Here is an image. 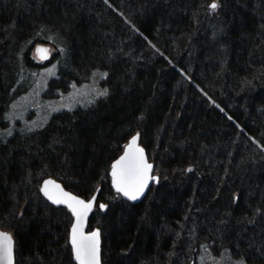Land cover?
Here are the masks:
<instances>
[{"label":"trees","instance_id":"trees-1","mask_svg":"<svg viewBox=\"0 0 264 264\" xmlns=\"http://www.w3.org/2000/svg\"><path fill=\"white\" fill-rule=\"evenodd\" d=\"M37 44L62 49L64 83L101 70L108 94L0 137L15 264H74L72 217L40 196L46 178L98 190L102 264H187L203 243L264 264V0H0V128ZM134 134L160 178L138 204L108 178Z\"/></svg>","mask_w":264,"mask_h":264},{"label":"rangeland","instance_id":"rangeland-1","mask_svg":"<svg viewBox=\"0 0 264 264\" xmlns=\"http://www.w3.org/2000/svg\"><path fill=\"white\" fill-rule=\"evenodd\" d=\"M62 54V49L56 45L33 46L29 61L17 75L12 102L0 128V137H9L16 132L34 133L45 128L55 114L90 108L97 100L106 97V73L101 70L93 71L84 79L80 76L78 81L64 83L65 78L59 75V65L63 63ZM66 67L61 69L66 70ZM53 80L60 81L58 87H50ZM105 90L107 94L101 95ZM154 173L159 175L155 169ZM97 209L96 203L94 211ZM187 264L248 263L226 250L215 253L209 244L203 243Z\"/></svg>","mask_w":264,"mask_h":264},{"label":"snow or ice","instance_id":"snow-or-ice-1","mask_svg":"<svg viewBox=\"0 0 264 264\" xmlns=\"http://www.w3.org/2000/svg\"><path fill=\"white\" fill-rule=\"evenodd\" d=\"M211 7L215 9L217 5L213 3ZM106 94V90L101 93V95ZM138 136L139 134L132 138L124 155L112 165L111 172L116 190L132 200L138 199L150 179H156V177L150 176L153 165L147 162L143 149L136 146ZM50 186L52 190H50ZM42 191L54 203L67 205L76 218L71 229V244L78 264H100L99 231H93L87 235L83 231L84 222L93 207L95 196L85 202L65 192L60 185L51 180L45 181ZM105 207L103 204L100 205L101 209ZM12 254V237L7 233L0 232V264H12Z\"/></svg>","mask_w":264,"mask_h":264},{"label":"water","instance_id":"water-1","mask_svg":"<svg viewBox=\"0 0 264 264\" xmlns=\"http://www.w3.org/2000/svg\"><path fill=\"white\" fill-rule=\"evenodd\" d=\"M134 136H137V134H134L133 136H131V137L127 140V142L123 145L122 150H121V153H120V154H119V155H118V156H117V157H116V158L110 163L109 171H108L109 183H110V187H111L113 193L116 194V195H118V196H119L120 198H122L123 200L129 202L130 204H138V203H140V202H141V201L147 196V194H148L149 190L151 189V187L154 186V185H157V184L159 183V180H160L159 176H158L157 174L154 173V166H153V167H152V170H151V172H150V176H154V177H156V179H155V180H152V179L149 180L147 187L144 189L143 193L138 197V199H136V200L129 199V198H128L127 196H125L122 192H118V191L116 190V188H115V186H114V184H113V178H112V175H111V172H112V165H113V164H114V163H115V162H116L121 156L124 155V153H125V151H126V147L129 145L130 141L132 140V138H133ZM136 146L139 147V148H142V149H143V151H144V156H145L147 162L153 165V163L149 161V159H148V157H147V154H146V151H145V149L143 148V146H142L141 143H140V138H139V136H138V139H137V145H136ZM49 180L54 181L55 184L60 185V187H61L65 192H68V193H70V194H72V195L78 197L79 199L84 200L85 202L90 201V200L92 199V197L95 196L96 199H95V202H94V204H93V207H92V209L88 212L87 218H86V220H85V222H84V228H83V231H84V233H85L86 235L89 234V233H91V232H93V231H97V230L99 231V233H100V237H99V241H100V244H99V246H100V264H102V260H101V243H102V241H101V231H100L98 228H94V229H91V230H89V228H88V222H89V220H90L91 215L93 214V212H94V210H95V205H96V203H97L98 190H97V191H96L91 197H89V198H82V197H80V196H78V195H75L74 193L70 192L69 190L65 189V188L62 186V184H61L60 182L56 181V180L53 179V178H46V179L42 180V182L40 183V186H39V194H40V196H41L44 200H46L49 204H51V205H53V206H55V207H64V208L70 213V215H71V217H72V222H71V224H70L69 232H68V245H69L70 250H71L72 260H73L74 264H78V262H77L76 259H75V255H74L73 247H72V244H71V229H72L73 225H74L75 222H76V218H75L74 214L72 213V211L67 207V205H65V204H56V203H54L52 200L48 199L47 196L44 195V192L42 191V189H43V187H44L45 181H49ZM50 190H52V189H51V186H50ZM100 205H101V203L97 204V207L100 208ZM103 205H104V204H103ZM105 208H106V207H105ZM105 208H103V209L100 208V210H101V211H104ZM0 232H2V233H7V234H9V235L12 237V241H13L12 264H15V239H14L12 233L9 232V231H6V230H2V229H0Z\"/></svg>","mask_w":264,"mask_h":264}]
</instances>
